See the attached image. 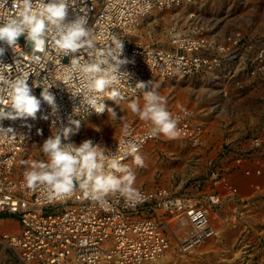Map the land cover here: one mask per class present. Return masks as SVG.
<instances>
[{
    "label": "rangeland",
    "instance_id": "1",
    "mask_svg": "<svg viewBox=\"0 0 264 264\" xmlns=\"http://www.w3.org/2000/svg\"><path fill=\"white\" fill-rule=\"evenodd\" d=\"M150 1L157 3L152 8H159L158 17L139 23L136 36L125 35L127 48L140 44L177 52L183 50L181 45L189 43L185 40L189 36L198 43L200 38L193 36L196 33L220 46H229L226 42L231 43L229 38L238 32L243 38L236 46L239 54L235 59L226 60L221 55L223 62L212 69L174 73L169 78L161 76L152 84L158 85L172 115L191 111L192 121L200 123L202 134L199 143L193 142L199 133L151 142L146 152L140 153L144 167H136L132 159L126 163L136 173L135 187L139 191L165 187L210 211L216 235L190 254L180 256L175 252L172 264H264V72L251 70V66L256 67L253 60H262L264 56L259 51L264 48V0ZM179 32L187 37L176 45ZM214 56L220 55L205 54V58ZM126 96L115 105L119 119L105 112L101 120L106 126L95 129L90 116L85 122L84 136L99 137L106 143L118 142L119 137L130 132L129 128L145 126L147 122L128 108L137 97L143 105L142 93ZM106 104L114 106L110 100ZM38 145L29 148L32 161L44 159ZM21 161H28V156L21 155L15 163L16 180L24 179L26 166ZM211 195L220 198L218 205L210 203ZM57 211L64 209H52ZM159 212L151 214L160 218L162 224L169 219L171 224L174 222V218ZM20 217L0 212V264H24L19 249L6 245L9 239L21 236ZM164 229L174 251L185 235L184 228Z\"/></svg>",
    "mask_w": 264,
    "mask_h": 264
},
{
    "label": "built area",
    "instance_id": "2",
    "mask_svg": "<svg viewBox=\"0 0 264 264\" xmlns=\"http://www.w3.org/2000/svg\"><path fill=\"white\" fill-rule=\"evenodd\" d=\"M74 4V11L87 15L89 26L95 30L100 46L109 43L113 33L124 41L123 57L133 61L125 66L126 70L133 74V79L130 81L132 86L135 85L136 80H140L149 82L150 87L151 80L161 76L169 78L173 76L172 72L177 75L200 71L203 68L212 69L219 61L223 62L221 55H225L226 60H231L239 54V48L236 46L243 38L241 32L229 38V41L232 40L231 43L226 42L229 46L214 44L196 33L193 36L196 39L198 36L200 41L192 42L194 38L189 36V40L185 39L189 43L181 45L183 50L177 52H167L140 44L130 49L125 46V35H132L128 31L135 28L130 26L133 24L131 20L134 14L139 15L142 11H150L157 3L150 0H74ZM185 35L179 32L175 36L176 45L181 44L179 43L181 39L182 42L185 41L183 39ZM14 51L19 61L12 69L13 74L29 68V56L26 55L28 49L23 37L20 38L19 45ZM214 51L220 56L205 58V54L213 56ZM259 51L264 53V48H260ZM230 54L233 58H229ZM43 55L44 59L39 68L42 72L41 77L45 75V78L52 80L53 83L62 81V66L69 62L68 58H63L55 52H46ZM13 56L12 51L8 50L5 53V62L12 63ZM257 62H261V65ZM164 63L170 64L168 67H163ZM253 63L256 67L251 66L252 71L264 72V56L262 60H253ZM253 74L256 72L254 71ZM32 79V77L29 79L30 85ZM67 87L71 92L75 85L67 84ZM40 91V88L34 89L37 96ZM51 91L56 95L58 104L61 105V115L66 117L71 112L69 94L57 87H53ZM121 92L125 95H137L138 93H133L129 89L127 81L121 84ZM42 108L43 112L38 113L36 120L29 119L25 122L18 119L2 122L3 127H12L15 130L17 133L15 138L0 135V212L18 214L22 222L21 236L9 239L6 245L19 249V255L24 264H142L146 261H153L154 255H158L160 259H168L167 264H172V260L177 256L175 252L180 256L190 254V251L206 239L216 235L214 228L208 225L209 210L193 203L191 220L198 223L199 228H196L201 230V234H191L184 241L181 239L178 243L181 242L180 246L183 248L176 247L172 251L165 229L160 226V218L158 220L155 215L151 214V212L160 213L159 211L162 210L167 214L170 213L169 216L173 218L180 215L177 207L180 198L164 187L141 190L143 199L139 203H129L118 195L112 196L104 207L99 204L93 207L90 203H82L80 196L77 199L71 197L68 200L52 199L46 191L34 192L27 189L24 186V179L16 180L13 177V169L19 157L16 158L18 152L26 154L28 147L34 143V134H37L35 127L29 128L24 125H30V123L34 125L38 119L44 120L40 118L41 115L47 114L50 109L47 105H43ZM81 117L75 118L83 122ZM174 117L178 121L179 135L192 137L199 133L193 141L199 143L202 134L201 125L193 123L191 111L179 112ZM52 120L53 118L50 117L46 121L52 122ZM83 126L84 124L81 123L79 134L74 136L77 143L86 138L101 142L94 136L81 135ZM148 128V123L139 128H129L130 134L125 136L123 145L125 146L128 141L141 144V142L147 143L158 139V137H147ZM54 131L53 125L51 132ZM123 152L124 150L119 153ZM14 159H16L15 163H13ZM213 197L210 201L215 205ZM38 206L42 209L41 213L39 209L35 211ZM60 207H63L64 211L52 212L53 208ZM118 219L119 224L114 223Z\"/></svg>",
    "mask_w": 264,
    "mask_h": 264
},
{
    "label": "clouds",
    "instance_id": "3",
    "mask_svg": "<svg viewBox=\"0 0 264 264\" xmlns=\"http://www.w3.org/2000/svg\"><path fill=\"white\" fill-rule=\"evenodd\" d=\"M74 8V0H0V135L15 138V130L3 127L2 122L36 120L47 105L50 112L40 118H53L55 131L38 147L44 159L21 161L26 166L24 186L34 192L46 191L52 199L71 198L79 192L100 206L117 195L126 202L139 203L143 194L135 187L136 173L123 160L131 157L136 167H144L140 145L128 141L121 154L92 138L76 143L73 137L81 130V120L75 117L94 111L119 119L115 105L123 99L121 84L127 81L133 93H142L143 105L137 97L128 108L149 124L148 138H177L178 121L158 85L149 88V82L136 80L132 86L133 74L125 66L133 61L123 57L124 41L113 33L110 42L100 46L87 15ZM21 37L28 49L29 68L13 74L19 61L14 50ZM8 50L14 54L12 63L4 60ZM46 52L68 58L62 66V81L53 83L45 75L41 77L39 68ZM67 84L75 85L73 91H68ZM53 87L69 94L71 112L66 117L61 115ZM36 88L41 89L39 96L34 93Z\"/></svg>",
    "mask_w": 264,
    "mask_h": 264
},
{
    "label": "bare ground",
    "instance_id": "4",
    "mask_svg": "<svg viewBox=\"0 0 264 264\" xmlns=\"http://www.w3.org/2000/svg\"><path fill=\"white\" fill-rule=\"evenodd\" d=\"M155 8V7H154ZM154 8H152L150 11L148 10V11H142V13H140L139 15H135L134 14V17L132 18V20H131V22H133V24H132V26H133V28L135 27V28H137L136 30H134V31H131V29H130V31H128V33H130V34H132V35H134V36H136L137 34H138V29H139V23H141L143 20H154V18H156V17H158V10H159V8H156V9H154ZM131 26V25H130ZM134 28V29H135ZM170 63H164L163 64V67H168V65H169ZM155 70V69H154ZM153 70V71H154ZM155 72V71H154ZM154 72H151V73H154ZM173 74H174V72H172ZM172 74V75H173ZM158 79L157 78H155V79H153V80H151V85H150V87L152 86V84L153 83H155L156 81H157ZM138 93H140V92H138ZM137 93V94H138ZM132 95V94H131ZM135 95V94H134ZM122 96L123 97H127L125 94H122ZM105 102H108V100H106ZM69 104H71V101L69 100ZM68 104V105H69ZM105 114V113H104ZM86 115V116H85ZM176 115V114H175ZM175 115H173V116H175ZM92 117V120H90V119H87L88 117ZM101 116H103V114H100V115H98V114H96L95 112H90V113H85V114H83L82 115V119H83V122H81L82 124H84V126H83V130L85 129V122H87V121H89L90 120V124L95 128V129H99V126L100 125H105L106 126V124H104V122L101 120ZM99 117V118H98ZM36 123V122H35ZM30 125H31V127H35L36 128V130H37V134L35 135L34 134V136H35V138H34V136H33V144L32 145H30L29 147H28V149H27V152H26V154H23V152L22 153H20V152H18V154H17V156H16V158L19 156H21V155H27L28 156V162H31L32 161V159H30V150L31 149H29V148H31V147H35L36 145H40L41 143H42V141H44V139H46L48 136H46V134L47 135H49V134H51V131H53V125H52V122H50V121H46V120H41V119H38L37 120V123L36 124H32V123H30ZM39 132V133H38ZM81 135L83 134V132L81 131V133H80ZM129 134H130V132L128 133V134H126L125 136H129ZM84 135V134H83ZM125 136H123V138H118V142H115V141H113V142H115L114 144H112L113 142H111V143H106L103 139H101V138H99V137H95V138H99L100 140H101V142L104 144V145H106V146H108L109 148H111L113 151H115V150H117V152H121L122 150H124L125 149V146L123 145L124 144V138H125ZM164 136L163 135H161V136H159L158 137V139H161V138H163ZM75 142H76V140H75V137H74V139H73ZM36 141H38V142H36ZM151 142H153V141H150V142H147V143H144V142H141V144H139L140 145V153L141 154H143V153H145L146 152V150H147V146L151 143ZM77 143V142H76ZM108 144H111V145H108ZM38 145V146H39ZM37 147V146H36ZM146 148V149H145ZM34 149V148H33ZM18 157V158H19ZM18 158H17V160H18ZM130 159H132L131 157H129V158H127V159H125L124 160V163L126 164L127 163V161L129 162V160ZM15 161H16V159H14L13 160V163H15ZM17 162V161H16ZM160 188H162V187H160ZM165 188V187H164ZM167 189V188H166ZM169 190V189H168ZM143 191H147V190H143ZM173 194V193H172ZM175 195V194H174ZM80 196V197H79ZM177 198H180V200H179V203H178V212H180V215H176V216H174V222L171 224V222H170V219H169V222L168 221H166L165 222V224H162L161 223V227L162 228H164L165 226H168L171 230H173L175 227H179V228H184V229H182L183 230V233H185V235H184V237H183V241L185 240V238L186 237H188L189 235H191V234H194V235H200L201 234V230L200 229H197L196 227H198L199 228V225H198V223H195L194 222V220H191V216H192V213H193V210H192V208H193V206H192V204L194 203V200H188V199H190V198H188V197H183V196H178V195H175ZM212 196V195H211ZM72 197H75L76 199L79 197L80 198V200L82 201V203H86V204H91L93 207H97V203H94V202H92V201H90V200H88V199H85L83 196H82V194L81 193H79V192H77V193H75ZM213 197V196H212ZM211 197V198H212ZM110 198V197H109ZM108 198V199H109ZM60 199H62V200H68L69 198H60ZM188 200V201H187ZM213 200H214V204L215 205H218L219 204V202H220V198L218 197V196H214L213 197ZM85 201V202H84ZM209 202V201H208ZM81 202H80V204H82ZM210 203H211V201H210ZM213 205V204H212ZM101 207H104V206H101ZM181 207V208H180ZM38 208L39 209H41V207H39L38 206ZM161 212H162V214H166L168 217H169V214L170 213H168L167 214V212H164V211H162L161 210ZM39 213H41V212H39ZM209 213V223H208V225L209 226H212L214 229H213V231L216 233L217 231V229H216V227L213 225V223H212V221H211V219H210V211L208 212ZM191 215V216H190ZM173 218V217H172ZM172 220V219H171ZM179 220V221H178ZM117 222V224H119V219L118 220H116V221H114V223H116ZM21 224H22V222H21ZM155 225V224H154ZM163 225H165V226H163ZM22 227V226H21ZM202 227V226H201ZM78 228V227H77ZM197 229V230H196ZM203 229V228H202ZM167 230H168V228H167ZM176 231V230H175ZM178 231V230H177ZM176 231V232H177ZM179 231H180V229H179ZM173 234V233H172ZM175 236V235H174ZM170 239V238H169ZM178 239V238H177ZM211 238H209V239H206L204 242H202V244H204L206 241H208V240H210ZM177 243V242H176ZM183 243V242H182ZM171 244V243H170ZM179 245H178V247H180V248H183V246H180V244H181V242L180 243H178ZM201 244V245H202ZM172 245V244H171ZM201 245H199V246H201ZM174 246V245H173ZM198 247V246H197ZM196 247V248H197ZM16 248V247H15ZM176 248V247H175ZM195 249V248H194ZM193 249V250H194ZM172 250V249H171ZM192 253V252H191ZM159 256L158 255H154L153 256V258H154V260L153 261H146V262H143L142 264H165L164 262L166 261V259H160V258H158ZM163 262V263H162Z\"/></svg>",
    "mask_w": 264,
    "mask_h": 264
}]
</instances>
